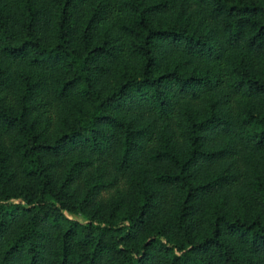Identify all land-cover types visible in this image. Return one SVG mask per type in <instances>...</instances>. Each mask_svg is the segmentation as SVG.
I'll list each match as a JSON object with an SVG mask.
<instances>
[{
    "label": "trees",
    "instance_id": "obj_1",
    "mask_svg": "<svg viewBox=\"0 0 264 264\" xmlns=\"http://www.w3.org/2000/svg\"><path fill=\"white\" fill-rule=\"evenodd\" d=\"M0 264H264V0H0Z\"/></svg>",
    "mask_w": 264,
    "mask_h": 264
}]
</instances>
